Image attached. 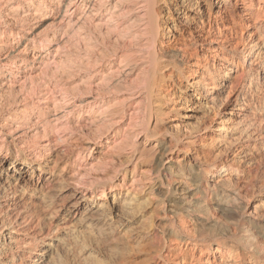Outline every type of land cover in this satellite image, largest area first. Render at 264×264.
<instances>
[{"label": "bare ground", "instance_id": "bare-ground-1", "mask_svg": "<svg viewBox=\"0 0 264 264\" xmlns=\"http://www.w3.org/2000/svg\"><path fill=\"white\" fill-rule=\"evenodd\" d=\"M32 19L76 31L78 94L52 78L34 84L62 60L59 41L34 36ZM263 81L264 0H0V264H46L47 253L66 245L80 248L78 264H260L256 231L243 238L246 253L217 235L205 244L197 224L216 220L194 207L215 200L229 212L254 187L264 161L256 143ZM72 122L79 151L73 134L60 131ZM58 141L61 156H52ZM10 142L20 150L10 154ZM152 166L174 217L125 236V247L107 246L110 259L92 257L85 246L93 225L117 215ZM115 167L113 182L92 186L108 183ZM258 190L253 209L264 217V178ZM53 191L57 201L46 197Z\"/></svg>", "mask_w": 264, "mask_h": 264}, {"label": "rangeland", "instance_id": "rangeland-1", "mask_svg": "<svg viewBox=\"0 0 264 264\" xmlns=\"http://www.w3.org/2000/svg\"><path fill=\"white\" fill-rule=\"evenodd\" d=\"M38 20L39 19H37V20L32 19L30 22V27L32 28V31H33L32 33H34V36H36L37 38H41V39H43L45 37H51L52 35H54L55 38L57 39V41H59L58 42L59 43V49L57 51V56L62 61L60 64V69H59L60 71H58L54 75H51V73H50L51 70H48V72H46L47 74H44L41 78H39L38 81H34V84L38 85L41 82L45 81V79L52 78L54 81H57L58 84L61 83L60 86L62 87L63 92H65V93L67 92V94H71V95L78 94V89L80 87V79H77V78L80 77V71H79L80 70V59L79 58L82 55V50H81L80 40H79L78 36L76 35V31H73V33L71 32L67 36V34H65V33L63 34V31H62L63 29L60 25L53 23L47 19H45V20L43 19V20H39V21ZM59 36H60V38H59ZM51 46H53V45H51ZM102 47H104V43L101 44V42L99 40L97 42V49L99 51H102L103 50ZM241 56H242V58H241ZM240 58L241 59L244 58L243 60L240 59V62H243L244 60H246V57L244 54L240 55ZM262 86H263L262 90L264 91V81L262 82ZM29 87H30V84L28 82L26 84L25 90L26 89L28 90ZM248 94H250L249 96H251V93H248ZM248 94H246V95L248 96ZM252 95H253V93H252ZM199 121H200V119H199ZM192 123L194 124V121L189 123L190 126L193 125ZM170 124L171 123L168 120H166L162 123V125L165 126L166 128H168L170 126ZM50 126L53 130H55V128H54L55 125L53 123H51ZM75 129H76L75 123L72 122V123H68L67 125H64V126L62 125V127L60 128V131H62L67 137L69 135L73 134L72 137L75 140L74 145H73V149H74V151H79L78 148H79V146L82 142L81 140H83V138L78 134L79 132ZM92 133H93V131H92ZM261 137L262 138L259 137L256 140V143L258 142L257 144H259V146H261L260 150H261L262 154L264 155V151H263L264 150V132L261 134ZM40 138H41V136H40ZM35 140H39V139H35ZM14 144H15V142H10L8 144V149H9L10 154H13L15 150H20L19 148H21L19 145L16 144V146H15ZM28 144L32 145L34 143H32L30 141V142H28ZM64 145H65V143H63L62 141H58L57 146L55 148H53V150L51 151V155L52 156H56V155L61 156L60 148L64 147ZM75 149H77V150H75ZM22 152H23V155L28 154L26 151H22ZM92 157H96V155L91 153V158ZM98 160H99V158H98ZM77 161H78V164H80V161L79 160H77ZM104 161H105L104 163H107L106 160H104ZM114 161L116 162V160H114ZM99 162H101V161H99ZM152 167L149 169V171L147 173L148 178L150 179L149 182L145 183L142 188H138L137 191L135 192L136 194L134 196L128 197V199L125 201V204L121 207L122 209H120L121 213L119 212L117 215L109 214L110 220L108 223L106 222L105 224L93 225L94 229H93V233H92V237H91L92 242L89 241V243H87L88 246L87 245L85 246L86 250L91 253L92 257H94L96 259H100V260L110 259L108 248H110L112 246L114 247L116 244L118 246L116 248H118V249L125 247L126 246L125 236L129 235V236L135 237L139 233V231L140 232H143V231L153 232L155 230V224H156L157 218L172 216L167 209V203H168L167 201L170 199V197L172 195H169L167 197L165 196L164 188L161 187L162 183H163V176L160 173H158V168L156 169L155 166H152ZM106 168H108V166L101 168L99 171H95V172L91 171V174L92 175H100V174L105 173L106 171H110ZM257 173H258V175L256 176V179H254L252 182V186H254V187L249 188L250 191L248 189V191L243 192L244 194L241 193L240 199L238 200L239 201L238 204H240V205H238L237 207H234L233 210L227 212L223 208L221 203H218V201H215V200L210 201V202L207 201L206 203L201 202L199 204H196V207H194V210H195L194 214L197 217L207 216V217H212L216 220V223L211 224V225H207L205 223L197 224V228L195 231L199 235L198 239L202 240L203 243L208 244L210 242V240L215 238L214 236L217 235L218 238H222V237L225 238L226 244L232 245L240 253H246L247 250H246L245 244L243 242V238L248 232H250V231L255 232L256 231L255 232V241H257L258 244L259 243L261 244V245H259L260 247L264 248V217H257V213L254 212V209H253L255 201H256L257 197L260 195L258 188L261 184V181H263V178H264V161H262L260 166L258 167ZM120 174H121V168L115 167L114 171H112V173L109 176V182L108 183H105V180L102 178H97V180L94 181L92 186L94 188L100 189L101 187H103L107 184H110V182H113V178L116 176H119ZM207 179H211V178L207 177ZM255 185H256V187H255ZM56 193H57L56 191H53V193L52 192L50 193L51 195L48 194V195H46V197L49 198L50 200L57 201ZM142 193H144V194H142ZM249 194L250 195L252 194V195L250 196ZM262 195H264V194H262ZM142 198H144V199H142ZM137 200H139V201H137ZM245 203H249L250 207L248 206V208H247ZM163 204H164V206H163ZM125 207H127V209ZM201 207H203V208H201ZM151 208H152V210H151ZM124 212H126V213H124ZM163 212H164V215H162ZM225 213H227V214H225ZM130 217H131V219H130ZM172 217H174V216H172ZM108 224H110V226ZM113 234H116V235H118V237L119 236L120 237L117 239V241L111 242L110 237L114 236ZM97 236L101 240H99L97 238ZM103 239L106 241H103ZM46 243H47V241H46ZM99 244H101V245H99ZM41 245H39L37 248V252H39V253H41V249H42ZM66 246H68V245H66ZM66 246L63 249H59V248H54L55 250L52 249L51 254L47 253V255L51 256L50 257L51 260L46 262V264H50V263L51 264H66V263L67 264H78V262H80L82 259V254H79L80 252L77 251V249L80 251V248L78 246H75V245H74V248H73V245H69L68 247H66ZM107 246H108V248H107ZM97 248H98V250H97ZM77 254L79 257L77 256ZM259 257L260 258L257 259V260H259V263L264 264V249L262 250V254H260ZM47 259H48V256H47ZM111 259H112V257H111Z\"/></svg>", "mask_w": 264, "mask_h": 264}]
</instances>
